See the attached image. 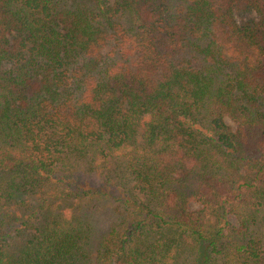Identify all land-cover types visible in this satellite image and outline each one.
I'll list each match as a JSON object with an SVG mask.
<instances>
[{"label":"trees","instance_id":"obj_1","mask_svg":"<svg viewBox=\"0 0 264 264\" xmlns=\"http://www.w3.org/2000/svg\"><path fill=\"white\" fill-rule=\"evenodd\" d=\"M0 264H264V0H0Z\"/></svg>","mask_w":264,"mask_h":264},{"label":"rangeland","instance_id":"obj_2","mask_svg":"<svg viewBox=\"0 0 264 264\" xmlns=\"http://www.w3.org/2000/svg\"><path fill=\"white\" fill-rule=\"evenodd\" d=\"M228 122H230V119H228ZM193 204H194V203H193ZM194 205H195V204H194ZM194 205H193V206H194Z\"/></svg>","mask_w":264,"mask_h":264}]
</instances>
